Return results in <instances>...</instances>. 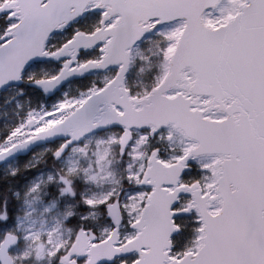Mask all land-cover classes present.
I'll use <instances>...</instances> for the list:
<instances>
[{"label": "snow or ice", "instance_id": "snow-or-ice-1", "mask_svg": "<svg viewBox=\"0 0 264 264\" xmlns=\"http://www.w3.org/2000/svg\"><path fill=\"white\" fill-rule=\"evenodd\" d=\"M0 264H264V0H0Z\"/></svg>", "mask_w": 264, "mask_h": 264}]
</instances>
